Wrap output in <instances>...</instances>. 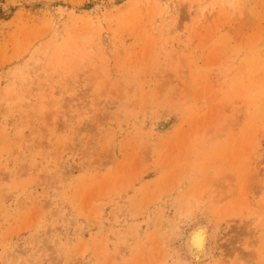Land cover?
<instances>
[{
	"label": "rangeland",
	"instance_id": "374dc122",
	"mask_svg": "<svg viewBox=\"0 0 264 264\" xmlns=\"http://www.w3.org/2000/svg\"><path fill=\"white\" fill-rule=\"evenodd\" d=\"M0 264H264V0H0Z\"/></svg>",
	"mask_w": 264,
	"mask_h": 264
},
{
	"label": "bare ground",
	"instance_id": "6f19581e",
	"mask_svg": "<svg viewBox=\"0 0 264 264\" xmlns=\"http://www.w3.org/2000/svg\"><path fill=\"white\" fill-rule=\"evenodd\" d=\"M192 251L201 252L205 246V231L199 227L195 233L193 232L192 240L190 242Z\"/></svg>",
	"mask_w": 264,
	"mask_h": 264
}]
</instances>
